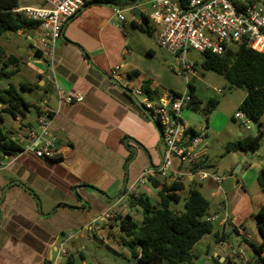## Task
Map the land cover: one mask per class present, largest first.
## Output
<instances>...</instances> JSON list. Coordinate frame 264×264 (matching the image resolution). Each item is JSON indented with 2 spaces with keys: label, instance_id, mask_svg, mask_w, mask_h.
I'll return each instance as SVG.
<instances>
[{
  "label": "crops",
  "instance_id": "0c3cea01",
  "mask_svg": "<svg viewBox=\"0 0 264 264\" xmlns=\"http://www.w3.org/2000/svg\"><path fill=\"white\" fill-rule=\"evenodd\" d=\"M148 1L138 0L126 9L132 13V7L138 8L145 15ZM120 7L122 5L118 2L87 3L64 25L51 63L44 59L36 46L37 28H32L34 39L27 36L26 30L17 31L11 37L16 50L21 44L16 41L17 35L24 40L31 39L32 44L28 45L34 48L39 58L34 61L41 63L39 68H42L36 70L41 72L36 80L39 88L19 92L25 101L35 106L46 100L54 111L49 132L57 137L59 155L56 159L39 158L31 147L11 155L0 153V264H51L60 242L68 237L69 241L78 237L87 224H93L90 232L102 239L115 237V231H119L116 220H122L129 214L124 209L128 204L124 198L131 193L136 195L133 188L147 189L148 184L153 186V181H169L154 172L146 180H140L145 170L158 168L164 145L156 124L131 96V90H141L144 79H149L151 86L158 79H154L156 77L150 70L144 72L141 69L146 65L141 67L136 55L138 43L142 44L139 45L141 53L154 54L153 48L140 39L137 44L131 43L130 38L119 29L121 25L124 28L128 25L115 15ZM132 20L140 23L138 18ZM130 27L141 32L132 24ZM35 50H39L38 53ZM114 66L120 67L119 80L110 75ZM132 71H137V75L130 77ZM51 74L52 82L49 81ZM12 78L0 79V88H7L11 82L15 86L19 82H26L13 81ZM58 91L70 95L82 94L83 99L74 103L59 102ZM35 117L36 114L33 123ZM14 120L18 124L29 123L33 126L29 112L18 115ZM232 127L225 119L220 125L216 119L206 120L204 128L207 132L204 136L211 134L213 141L223 145L243 136L238 130V137L228 140L232 129H237L235 123ZM123 137H127V147L124 146ZM202 143L206 145V166H213L209 158L210 143L203 137ZM238 151L227 153L233 162V169L219 177L214 172H208L206 167L204 170L217 179L210 176L198 180L199 185L208 191L209 198L206 199L210 206L216 205L208 215L214 218L213 233L218 232L226 237L216 242L213 233H210L197 241L193 246V252L197 255L194 264H246L240 258L242 263L229 257L226 246H231L227 244V233L231 231L238 235L234 227L242 226L251 218L258 204L248 188L256 180L258 170L255 168L259 169L261 164L259 160L240 162ZM241 154L250 153L242 151ZM254 155L255 152L251 156ZM172 168L183 174L178 178L183 189L175 191L181 199L183 190H186L185 182L191 184L195 176L188 174L187 166L182 167L177 161H173ZM190 187L193 186L189 185L188 189ZM119 190L121 192L117 195ZM157 198L150 200L156 201ZM121 199L125 200L123 209L114 211ZM224 204L228 212L225 220L221 208ZM140 220L141 216L137 221ZM203 240L206 246L200 244ZM68 250L70 255V248Z\"/></svg>",
  "mask_w": 264,
  "mask_h": 264
},
{
  "label": "built area",
  "instance_id": "2783aa9c",
  "mask_svg": "<svg viewBox=\"0 0 264 264\" xmlns=\"http://www.w3.org/2000/svg\"><path fill=\"white\" fill-rule=\"evenodd\" d=\"M100 0H43V5L15 6L10 12L20 14L29 20L36 22L39 30L36 36V46L41 51L44 59L53 61L56 43L62 35V29L66 22L71 19L87 3ZM133 9V8H132ZM117 19L125 21L120 10L115 11ZM145 16L160 27V32L155 39L159 48L176 56L178 65L182 68L178 74L187 78L194 72L192 64L185 62L187 50L199 53L211 52L222 54L229 44L235 46L244 45L257 52L264 54V0H149L145 6ZM131 17L137 19L132 11ZM119 29L124 32L123 26ZM120 67L114 66L110 75L119 80ZM53 74L49 81H53ZM187 89L181 94L171 90H165L157 96L155 102L143 95L139 89L131 90V96L142 107L151 121H153L164 145L161 162L156 170H145L140 180H146L152 172L172 181L182 173L174 170L173 161L180 165L186 164L188 174L204 180L210 176L217 179L213 174L206 172L196 165L205 155L206 145L202 143L201 136H192L188 131L189 125L181 117V111L187 106L189 96ZM220 94V89H215ZM143 95L142 97H140ZM59 102L74 103L83 99L82 94L70 95L61 91L57 92ZM36 111V128L28 127L27 133H17L14 139L28 144L23 150L32 148L35 156L39 158H56L58 151L54 145L56 137L49 132V127L54 117V111L49 108L46 100L40 101ZM234 118L246 129L254 125L240 109ZM22 144V143H21ZM42 144V145H41ZM224 212L223 220L228 218L226 205H222ZM213 221L214 218H208ZM93 224H87L85 229L92 231ZM240 235H244L241 226L236 227ZM68 237L62 240L56 249L55 259L51 264H57L60 258L67 256L66 247ZM235 253L240 255V260L248 263L250 260L243 254V250L235 248Z\"/></svg>",
  "mask_w": 264,
  "mask_h": 264
},
{
  "label": "trees",
  "instance_id": "16d2710c",
  "mask_svg": "<svg viewBox=\"0 0 264 264\" xmlns=\"http://www.w3.org/2000/svg\"><path fill=\"white\" fill-rule=\"evenodd\" d=\"M184 2L186 0H183ZM93 2H114L116 0H100ZM42 3L39 5H43ZM18 5V0H0V34L6 31L16 33L25 32L28 28H36V22L27 19L20 14H13L10 10ZM142 18L148 23V18L142 13ZM131 24L141 32H149L142 24L131 21ZM38 53L39 50H35ZM86 55V53H84ZM200 66L206 70H213L221 74L233 87L245 89V96L240 102V109L256 125H261V117L264 114V54L257 52L244 45L226 48L218 55L211 52H203ZM19 59L11 53H7L3 45L0 44V79H11L19 71ZM137 75V71L129 73L130 77ZM38 84L19 82L15 86L12 82L7 88H0V121H2L3 111H8L16 119L18 115H25L32 106L21 96L19 90H35ZM140 89L142 93L150 98L153 93L156 97L160 94L158 89L150 88V80L144 79ZM187 95L188 107L193 110L201 109V101L192 94L193 87L188 85ZM217 105L214 98L207 100L202 108L207 116ZM35 111H37V107ZM22 127H30L29 123L20 124ZM188 131L192 136L198 134L189 126ZM262 131L258 128L255 135H245L238 137L234 141L225 142L224 149L228 152L237 150L256 151L259 148V140ZM24 146L9 137L0 127V153L11 155L19 153ZM56 159V158H52ZM201 168H206L204 157L197 162ZM256 181L264 193V162L258 169ZM153 186L157 188V200L142 194H130L129 205L140 208L142 212L141 220L135 221L129 214L118 224L121 232L120 243L128 249L131 258H135L136 264H194L197 255L193 252L194 244L203 236L213 233L214 224L208 220L207 209L210 202L194 187H190L184 197V209L181 212L173 211L169 208L171 201H178L179 196L176 190L183 189L180 179L172 181H153ZM251 217L255 221L256 229L261 238L258 245L250 243L254 255L251 260L258 264H264V207L260 206ZM235 231L236 228L234 227ZM215 241L224 239L222 234L213 233ZM63 264H73L70 255L63 257Z\"/></svg>",
  "mask_w": 264,
  "mask_h": 264
},
{
  "label": "rangeland",
  "instance_id": "374dc122",
  "mask_svg": "<svg viewBox=\"0 0 264 264\" xmlns=\"http://www.w3.org/2000/svg\"><path fill=\"white\" fill-rule=\"evenodd\" d=\"M41 0H18L17 6H23V5H33L38 6L39 2ZM118 4L122 5L119 9L123 12L125 21L128 23L126 28L124 29V34L127 36V38H130L131 43H138L139 39L145 43L148 46H151L154 50V54H149L148 52L141 53L142 46L141 43H138V50L136 51V55L139 57V65L142 67L146 65V68H141L144 72L147 71L146 69L150 70L154 77V79H158V82L155 81L156 84L150 85L151 89H158V92L162 93L165 90H171L175 93L181 94L186 88V84L188 82V85H191L193 87L192 94L197 97L201 101V109L199 110H193L188 107V104L186 107H184L181 111V117L188 123L189 126H191L194 130L196 129V132H199V134L204 138V140L209 141V158L213 163V166L207 167L208 172H214L219 177L223 176L225 171H230V169H233V162L230 161L229 156L227 152L224 149V145H220L219 142L213 141L211 138L213 135L209 134V136H204L207 132V129L204 128L205 121L216 119L218 122V125L222 122V120L225 119V121L229 124V127H232V124L235 123L237 129H235L231 132V135L227 137L228 140L236 139L237 131L239 130L243 136L245 135H255L258 132V128L262 131V135L259 140V148L254 151L255 155L251 156L250 154H244L242 155L241 152L238 151L239 156L238 159L240 162H243V157H254L256 158L255 161L259 160L260 164H263L264 162V114L261 117V125H249V129H246L244 126H242L239 121H237L234 118V113L238 110V106L242 99L245 96V89L242 87H233L229 86L226 79L217 72L213 70H206L203 69L200 66V62L202 61V55L201 53L194 51V50H187L185 54V62L187 64L191 63L194 69V72L192 74H189L187 78L184 76H181L178 74V72L181 70V66L178 65L176 56L173 54H170L169 52L161 49L158 47V45L155 43V39L157 38L160 27L155 24L152 20H148L147 26H149V32H138L130 27V21H131V11L126 9V7L131 6L134 2L137 3L138 0H116ZM137 30V29H136ZM27 36L30 38L33 33L32 28L26 29ZM14 32L6 31L0 34V44L3 45L7 53L15 54L16 56H19V71L13 76V81H25L28 83L34 84L39 77L40 73H38V69L41 67V63L36 64L34 61L36 59H39L36 54L34 53V48L30 47L28 44L31 43V39L24 40L23 37L16 36V41L21 42L20 47L18 50H16L13 47V43L10 41L12 40L11 37L14 36ZM34 37V36H33ZM32 37V38H33ZM34 39V38H33ZM60 39H58L56 43V48L58 45ZM130 43V47H132V44ZM140 45V46H139ZM234 44H229V48H234ZM133 48V47H132ZM56 50V49H55ZM33 54L32 56H29L30 54ZM27 64L30 66L28 67ZM45 69V68H44ZM141 71V70H140ZM42 79V78H41ZM187 81V82H186ZM134 83V82H133ZM214 89H220L222 91L221 94H216L214 92ZM34 91V90H28L27 92ZM189 91L187 90V93ZM21 93V91H20ZM42 93H40L41 95ZM150 96V100L152 102H155L157 97L153 95ZM25 95V92L23 93ZM159 96V95H158ZM214 98L217 101V105L215 108L206 116L203 112L202 108L205 106L208 99ZM36 114L35 107L32 106L29 108V118L32 121L33 128H36V122L33 123L34 115ZM36 119V117H35ZM0 127H2L3 132H5L9 137H14L15 134L20 133L21 135H24L27 133L28 129L22 127L18 122L14 120V118L10 115L8 111H3L2 113V121H0ZM55 136V135H54ZM219 138L222 137V135H218ZM56 137V136H55ZM57 140V137H56ZM56 140L54 141L55 147H57ZM124 146L127 147V137H123L122 139ZM129 142V141H128ZM24 146L27 144L26 141L21 142ZM42 145V144H41ZM244 152V151H243ZM250 153V151H247ZM132 159V158H131ZM130 161V160H129ZM237 162H239L236 159ZM247 165V163H245ZM182 167H186V164H182ZM258 170V167L255 168ZM198 178L195 177L193 182L190 184L186 183V190H183V194L181 196V199L178 201H171L169 208L176 212H181L184 209V197L187 195L188 187L189 185L196 188L205 198L208 197V191L201 187L198 183ZM97 185V184H96ZM203 188V189H202ZM249 192L253 196V200L255 203H258L254 207V212L260 205L264 206V193L262 189L260 188L259 184L256 180L252 182V185L248 188ZM133 192L136 194H143L149 196V198L156 199L157 198V190L150 184L147 185V189H141L134 187ZM121 191L119 190L118 194ZM128 204H125V200H120L119 206L114 207V211L122 210V206L125 207L124 209L129 213V215L137 221L139 219V216H142V212L140 208L131 207L129 205V197L126 198ZM216 205H211L207 209V215L209 213H212V209H214ZM122 208V209H121ZM253 212V213H254ZM252 213V214H253ZM125 217V216H124ZM117 224L121 222V220H116ZM214 222V221H213ZM80 229V228H79ZM78 229V231H79ZM242 229L244 231V235H236L232 234L231 231L227 233V237L229 238V244L231 247L226 246L229 250V257H233V261H239L238 258L240 255L238 253H235L232 248H236V245H238L242 250L243 254L247 256L248 258H253L254 255L253 250L250 246V243L258 245L260 243V236L256 229L255 221L251 217L247 221L244 222L242 225ZM117 230V229H116ZM119 232L115 231L114 236L115 237H104L103 239L101 236L99 237L98 234H93L88 230H82L81 234H79L78 237L73 238L71 241L66 242V247L70 250V259L73 261V264H131V257L129 255L128 249L123 246L119 241ZM118 237V239L116 238ZM239 241V243L237 242ZM203 246H206V241H201L200 243ZM210 245H212L210 243ZM200 246V245H199ZM232 259V258H231ZM64 258H60V261L57 264H63ZM248 264H258L254 260H248ZM242 263V262H241Z\"/></svg>",
  "mask_w": 264,
  "mask_h": 264
},
{
  "label": "water",
  "instance_id": "95a60500",
  "mask_svg": "<svg viewBox=\"0 0 264 264\" xmlns=\"http://www.w3.org/2000/svg\"><path fill=\"white\" fill-rule=\"evenodd\" d=\"M133 12L135 14V16L139 19L140 24H142L143 28L146 29L147 28V23L144 21V19L142 18V13L138 8H133ZM253 124H255V122H253ZM254 151L250 152V155H253ZM243 160L245 161H250V162H255V158L254 157H243ZM136 259L135 258H131V264H136L135 263Z\"/></svg>",
  "mask_w": 264,
  "mask_h": 264
},
{
  "label": "clouds",
  "instance_id": "9594fccd",
  "mask_svg": "<svg viewBox=\"0 0 264 264\" xmlns=\"http://www.w3.org/2000/svg\"><path fill=\"white\" fill-rule=\"evenodd\" d=\"M132 8H134V7H132ZM133 10V9H132ZM140 22V21H139ZM41 52V51H40ZM42 54V53H41ZM186 86H187V84H186ZM187 89V88H186ZM187 91V90H186ZM255 125V124H254ZM131 194H133V193H131ZM128 197H129V195H128ZM208 218H210V217H208ZM212 222V221H211ZM242 227V226H241ZM237 232V231H236ZM237 234L238 235H240L238 232H237ZM251 260V259H250ZM247 264V263H246Z\"/></svg>",
  "mask_w": 264,
  "mask_h": 264
}]
</instances>
